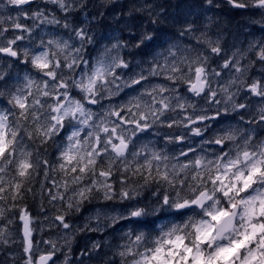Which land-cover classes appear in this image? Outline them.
I'll list each match as a JSON object with an SVG mask.
<instances>
[{
	"label": "snow or ice",
	"instance_id": "6c2138e0",
	"mask_svg": "<svg viewBox=\"0 0 264 264\" xmlns=\"http://www.w3.org/2000/svg\"><path fill=\"white\" fill-rule=\"evenodd\" d=\"M261 2L264 3V0ZM34 3L35 0H13V7L8 10L24 14L7 18L16 31L0 28V98H4L8 104L5 97H11L18 108L25 110L13 120L14 128L19 131H13L9 137L5 121L12 114L11 109L5 111L0 106V223L6 226L15 224V236H19L22 241V264H57V242L43 241L45 249L41 250L40 243L35 241L34 232L44 233L45 225L39 218L41 212L44 221L48 222L47 227L62 229L67 234L70 230L80 228L70 222L75 214L89 211L91 214L82 227L92 221L98 225L114 200H127L136 195L139 187L159 185L161 182L167 183L174 191L177 187L180 189L175 191L174 203L178 210L191 215L180 223L161 225L156 232L158 238H153V233L142 227L123 231L112 247L109 264H264V141L254 142V151H249V147L253 145L247 138L242 145L232 143L237 129H222L221 135L226 139L217 138L215 143L217 146L227 147L233 158L227 153L218 156L215 170L210 166L214 162L204 156L197 157L195 151L181 150L176 154L150 140L140 142L141 136L155 127L157 116L161 118L162 128L171 130L179 125L185 129L184 135H199L201 128L210 119L219 116L217 112L215 116L208 117L204 109L197 113L191 105L185 108L180 104V97H175L176 115H173L165 102V99H173L168 96V83L183 79L182 76L174 75L179 73L176 63L189 61L191 53L184 49L177 56L172 52L175 45H171L165 51L158 52L160 59L154 60L147 70L142 69L138 78L123 85L126 90L135 91V94L125 99L120 111L112 115L117 117L115 124L133 129L134 139L130 140L124 134L127 128L124 132H118L115 126L101 130L103 121L88 127L89 121L80 101L71 99L64 91L67 86L62 81L59 94L52 96L46 91L48 82L45 81V91L41 94L43 99L32 101L34 105L43 103L49 108L51 115L45 113L41 123V117L36 112L26 111L27 97L22 99L13 95L5 87V81L11 80L10 70L14 65L31 64L44 70L51 67L50 49L68 48L69 45L61 37L46 41L41 39L37 46L31 41L32 29L37 27V22L40 25H62L63 29H67V20L72 13L68 12L59 18L55 13L49 16L46 14V5L42 12L41 6L36 3L33 8ZM232 4L236 8L246 7L239 0H232ZM212 6H218L217 0H212ZM7 8V4L0 0V9ZM29 15L31 19L28 18ZM28 20L32 22L31 26L27 24ZM4 22V19L0 20V24ZM26 34L29 36V44L24 43ZM84 38L81 34V39ZM211 51L215 53L219 49L212 48ZM242 55L234 52L229 59L228 54L222 53V67L225 72L232 70L230 76L244 71L238 58ZM105 56L107 57V52ZM55 63L59 66L61 62L57 60ZM113 63L114 61L106 63L104 58L98 61L84 85L89 94H93L96 81L105 77L106 73L111 72L114 79L119 75L112 72ZM67 66L72 67L71 64ZM204 71L202 66L196 67L195 78L185 81L196 95L203 92L207 85V81L202 79ZM158 72L163 76L164 82H154ZM225 72L219 75H224ZM54 75L50 71L47 73L48 77ZM25 80L28 85H33L27 73ZM234 83V79L229 80V85ZM259 83H264V80ZM113 88L119 92L121 85L114 83ZM37 91H40L39 86ZM256 91L257 85H252L250 92ZM210 95L216 97L217 94L211 92ZM156 96H160L159 101ZM224 99L227 101L229 97L225 96ZM49 100L55 102L54 107L48 103ZM89 103L95 104L96 101L90 100ZM213 103L220 101L216 99ZM141 106L143 111L139 113V118L129 120L126 113L131 114L134 108L139 109ZM29 115L32 116L37 133L43 137L41 143L51 141L53 134L60 129L57 136L60 143L56 148L59 157L55 156L54 160L47 156L41 157L39 147L34 152L16 151L17 140L27 136V130L19 120L21 117L27 119ZM77 115L81 119L74 122ZM149 115L152 116V123L149 122ZM260 123H264V108H261ZM137 129L139 133L135 131ZM165 137L166 143H175L176 140L184 142L179 131L174 134L169 131L161 139ZM20 146L28 147L22 139ZM33 156L37 160L36 164L32 163ZM221 164L224 166L223 172L219 171ZM205 180L208 184H220V189L214 191H222L226 198L223 207H219L221 202L217 201L214 210L206 211L212 207L214 194L208 191ZM137 181L143 183L138 184ZM185 189L189 195L181 196ZM29 196L33 200L39 198L40 212L33 214L22 203ZM163 200L167 203L168 196H163ZM93 201L104 203L92 211L86 205ZM45 202L56 209L51 216L44 209ZM140 216V210L127 213L125 209L121 213L120 222L129 223ZM193 216L199 219L194 220ZM13 217L16 219L13 220ZM6 226L0 228V245L15 244L13 230ZM188 229L190 231H186ZM120 240L124 242L120 243ZM15 260L16 257H13V264Z\"/></svg>",
	"mask_w": 264,
	"mask_h": 264
},
{
	"label": "clouds",
	"instance_id": "9594fccd",
	"mask_svg": "<svg viewBox=\"0 0 264 264\" xmlns=\"http://www.w3.org/2000/svg\"><path fill=\"white\" fill-rule=\"evenodd\" d=\"M239 2L246 7L236 8L232 0H217L218 6L215 7L212 6V0H35V3L40 6L42 4L55 6L62 16L68 12L72 13L67 20L69 26L65 29L67 38L53 37L55 39L62 37L69 47L50 49L51 67L47 70L31 64L25 67L24 71L33 81V85L26 83L24 75L23 83L17 82L13 86L12 77L11 80L5 81V87L10 89L13 95H18L22 99L27 97L26 111L36 112L41 117L42 123L45 113L51 115L49 108L43 103L34 105L32 101L43 99L41 94L45 91L43 87L45 81L48 82L46 91L49 96L59 94V85L62 81L67 86L64 91L71 99L80 101L89 121L88 127L103 121L101 130L104 127L115 126L118 132H124L127 128L124 134L131 140L134 139L133 129L115 124L117 117L112 115L120 111L125 99L135 94V91H128L123 85L131 79L138 78V73L142 69L147 70L154 60L160 59L157 56L158 52L175 45L172 47V52L179 56L180 51L187 49L191 53L190 60L176 63L179 73L174 74L182 76L183 79L168 83L167 87L170 89L168 96L173 99H165V102L168 103L173 115H176L175 97H180V104L185 108L191 105L197 113L204 109L208 117L215 116L217 112L219 116L216 119H210L207 125L201 128L199 135L193 133L184 135L185 129L179 125L171 130L162 128L161 118L157 116L155 127L151 132L141 136L140 142L155 141L154 143H158V146L162 144V148L167 147L176 154H179L181 150L195 151L197 157L204 156L214 162L210 166L215 170L218 156L227 153L230 158H233L227 147L217 146L215 143L217 138L226 139L221 135L222 129L228 127L237 129L236 138L232 143L242 145L247 138L253 145L249 147V151H254V142L264 141V123H260L261 108H264V83H259L264 80V3L261 0H239ZM5 3L8 8L13 7V0H5ZM41 11H44L43 7ZM16 13V16L24 14ZM28 18L31 19V15ZM81 34L85 37L84 39H81ZM24 40H29L27 34ZM212 48H217L219 51L213 53ZM234 52L243 54L238 58L244 71L230 76L232 70L228 69L225 72L222 67V53L228 54L231 59V54ZM102 58L106 63L114 61L112 72H117L119 75L114 79L111 72L106 73L105 77L96 81L93 94H89L84 85L91 76L92 69ZM57 60L61 62L59 66L55 63ZM68 64L72 67H68ZM199 66L205 70L202 79L207 81V85L203 92L196 95L185 81L195 78V68ZM49 71L55 75L48 77ZM221 72L225 74L219 75ZM157 77L163 76L158 72ZM230 79H234L235 83L229 85ZM114 83L121 85L119 92L113 88ZM252 85H257L256 92H250ZM37 86L40 91H37ZM224 89L227 90L224 91ZM211 92H215L216 97H211ZM225 96L229 97L227 101L224 99ZM5 98L9 101L5 111L11 109L12 113L5 121L10 137L13 131H19L14 128L13 120L25 110L18 108L11 97ZM159 99L160 96H156V100L159 101ZM216 99H219L220 103H213ZM90 100H95L96 103L90 104ZM48 103L55 106L54 101L49 100ZM141 111H143L142 106L139 109L134 108L131 114L126 113V115L129 120L136 119L139 118ZM80 119L81 117L77 115L74 122ZM148 119L152 123L151 115ZM19 123L27 130V136L17 140L15 147L18 153L34 152L39 147L40 156L44 157L49 154V149L54 147L55 156L59 157L56 148L60 143L57 139L60 129L53 134L51 141L41 143L43 137L37 133L31 115L27 119L21 117ZM135 131L139 133L138 129ZM158 131L159 134H157ZM169 131L173 134L179 131L184 142L176 140L175 143H166L167 137L164 139L161 137ZM21 139L28 147L20 146ZM32 163H37L35 156ZM219 171H224L223 164L220 165ZM214 174L215 171H213ZM137 183L143 182L137 181ZM204 183L208 191L214 194L212 207L206 211L214 210L217 207V201L221 202L218 206L223 207V201L226 198L223 197L222 191H214V189H220V184H208L207 180ZM175 191L180 189L177 187ZM175 191L164 182L159 185L148 184L139 187L134 197H129L127 200H114L107 208V215L101 218L98 225L92 221L85 227L70 230L67 234L61 229L65 235L62 237L63 243L59 246L57 244V253L64 248L67 251L57 264H109L113 241L117 240L125 228L142 227L146 231H151L153 238H158L156 232L161 225L180 223L191 215L177 209L174 203ZM165 195L168 196L167 203L163 200ZM187 195H189L187 189L181 192V196ZM125 209L127 213L140 210V218L127 224H120L121 213ZM193 219L196 220L199 217L193 216ZM118 224L119 227H116ZM109 229L112 231L109 232ZM106 232H109V236L105 237L104 241L88 235V233ZM77 236L81 237L80 243L84 250L73 259Z\"/></svg>",
	"mask_w": 264,
	"mask_h": 264
},
{
	"label": "rangeland",
	"instance_id": "374dc122",
	"mask_svg": "<svg viewBox=\"0 0 264 264\" xmlns=\"http://www.w3.org/2000/svg\"><path fill=\"white\" fill-rule=\"evenodd\" d=\"M3 2L5 3V0H3ZM33 7H34V4H33ZM8 9H11V8L0 9V18H3L4 21H5L3 24H0V28L9 29L10 32H13V31H16V30H15V29H12V27H11V22H10L7 18H8V16H16L17 13H16L15 11H9ZM21 22L23 23V22H25V21H21ZM27 24H28L29 26H31L32 22H31L30 20H28V21H27ZM37 24H38V27H34V28H33V31H32V36H31V41H32V42L36 39V37H37L38 35L40 36V33H41V31H42V29H43L44 27H48V26H49L48 24H42V25H40L38 22H37ZM5 35H8V33H5ZM9 38H11V36H9ZM24 43H25V44H29L30 41L27 40V41H24ZM16 66H18V65H14V66L12 67V69L10 70V71H11V75H12V77H13V79H12V81H11V84H12L13 86H15V85L17 84V82H19V83L23 82V76H20L19 74L17 75V73H16L15 71H13V70L15 69ZM154 82H164V81H163V77H156V78H154ZM181 91H183V90H181ZM0 102H1L2 104H4L6 107H8V104H7V102H6V100H5L4 98H0ZM153 135L155 136V134H153ZM154 142H155V141H154ZM160 146L162 147L163 145L161 144ZM50 152H51V151H50ZM50 152H49V153H50ZM47 157L50 158V160H52V155H51V154H48ZM53 159H55V158H54V155H53ZM39 179H42V177H40ZM29 197H30V196H29ZM29 197H28V199H29ZM31 199H32V198H31ZM103 203H104V202H98V206H96V208H97V207H100ZM111 204H112V203H111ZM111 204H109V205H111ZM32 206H33V207L35 206V207H38V208H39V198H37L36 200H34ZM49 208H51L52 210L55 209V208H53L51 205H48L47 202H45V204H44V209H45L46 211H48ZM96 208H95V209H96ZM52 210H51V211H52ZM120 224H127V222L121 221ZM116 227H119V224L116 225ZM111 230H112V229H109V232H111ZM127 230H128V228H125L123 231H127ZM109 232H106V233H103V234H106V237H107V236H109ZM103 234H102V233H96V235H95V239H97V237H98L99 235H103ZM121 235H122V232L120 233V236H121ZM120 236H119V237H120ZM119 237H118V238H119ZM58 242H60V240H59ZM123 242H124L123 240H120V243H123ZM81 250H84L83 247H81Z\"/></svg>",
	"mask_w": 264,
	"mask_h": 264
},
{
	"label": "trees",
	"instance_id": "16d2710c",
	"mask_svg": "<svg viewBox=\"0 0 264 264\" xmlns=\"http://www.w3.org/2000/svg\"><path fill=\"white\" fill-rule=\"evenodd\" d=\"M53 152H55V149H53ZM28 200H29V202H30V205L32 206L34 200L31 199V197H29ZM112 203H113V202H112ZM105 237H106V234H103V235H99V236L97 237V239H99V240H101V241H104V240H105ZM117 239H119V238L117 237ZM113 243H115V240L113 241ZM77 247H78V248H81V247H82V244L79 242V243L77 244ZM82 251H83V250H82ZM73 252H74V256L80 254V251H79L78 249L73 250Z\"/></svg>",
	"mask_w": 264,
	"mask_h": 264
}]
</instances>
